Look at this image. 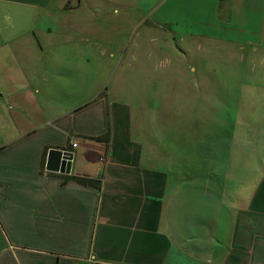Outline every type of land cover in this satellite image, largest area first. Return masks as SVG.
Masks as SVG:
<instances>
[{
    "label": "crops",
    "instance_id": "crops-1",
    "mask_svg": "<svg viewBox=\"0 0 264 264\" xmlns=\"http://www.w3.org/2000/svg\"><path fill=\"white\" fill-rule=\"evenodd\" d=\"M54 1L0 0V264H264V142L230 140L206 167L173 151L175 127L206 123L209 77L177 34L264 51V0L118 3L163 33L135 68L131 37L100 48L79 2ZM247 50L227 62L252 85L264 60ZM52 149L73 153L71 173L46 170Z\"/></svg>",
    "mask_w": 264,
    "mask_h": 264
},
{
    "label": "rangeland",
    "instance_id": "rangeland-1",
    "mask_svg": "<svg viewBox=\"0 0 264 264\" xmlns=\"http://www.w3.org/2000/svg\"><path fill=\"white\" fill-rule=\"evenodd\" d=\"M77 1L79 2L78 13L85 19L83 29L98 35L100 48L105 47L106 50L113 51L114 54L117 50L122 53L124 45H127L125 39L132 38L129 54L131 56L130 65H133V68H135V64L137 65L140 56L137 54V50L142 45L145 48L148 43L147 41L140 43V41L149 39L151 36L162 37L161 29L146 25L140 26L138 19L137 21L134 19L137 16L135 8L132 10L134 17L130 22H122V17L117 18L118 15L115 13L118 3L122 9H125L129 3L151 4L154 2L153 0H68L65 7L72 9V7H76ZM60 5L61 7L63 5L61 0H55L53 8L57 9ZM79 23L81 24V22ZM86 37L84 36L83 39ZM177 38L182 42L177 43L178 51L184 52L187 49L184 54H194L195 58L197 55H208L209 77L205 86L201 87L203 91H207L206 94L197 92V96L206 97V110L203 112L206 123L200 126L190 124L189 126L175 127L174 135L184 133V140H176L173 144V151L181 152L188 160L189 165L199 161V165L206 167L211 165L210 161H214L211 151H217L218 148L220 151L227 149L231 151L230 140L234 142V147L244 140L249 141L247 145L257 141L264 142V77L252 85L249 82L246 83L240 74L241 72L245 73L248 68L247 63L227 62L230 58L228 55L235 57L236 53L245 52L247 49L217 46L198 35H194L195 45L194 48H190L192 44L187 46L188 41L181 38L180 34H177ZM173 47L175 48L174 42ZM182 48L185 50L183 51ZM247 51L253 52L251 57L264 60L263 49ZM183 63L184 65L185 63L189 64L187 61ZM228 66L232 68V71ZM194 69L200 70L199 63L195 62ZM257 71L258 73L254 74L251 79L258 78L259 73L264 75V63ZM97 74L104 77L99 72ZM116 78L119 79V77ZM191 112L193 113V110ZM259 147L260 145L256 146V148ZM199 154L202 157L197 158Z\"/></svg>",
    "mask_w": 264,
    "mask_h": 264
},
{
    "label": "water",
    "instance_id": "water-1",
    "mask_svg": "<svg viewBox=\"0 0 264 264\" xmlns=\"http://www.w3.org/2000/svg\"><path fill=\"white\" fill-rule=\"evenodd\" d=\"M73 157L71 152L52 149L47 157L46 170L54 174H69Z\"/></svg>",
    "mask_w": 264,
    "mask_h": 264
},
{
    "label": "trees",
    "instance_id": "trees-1",
    "mask_svg": "<svg viewBox=\"0 0 264 264\" xmlns=\"http://www.w3.org/2000/svg\"><path fill=\"white\" fill-rule=\"evenodd\" d=\"M78 181H81L82 183L88 185V186H95L98 187L99 186V182L98 181H92V180H87L86 178H75Z\"/></svg>",
    "mask_w": 264,
    "mask_h": 264
},
{
    "label": "built area",
    "instance_id": "built-area-1",
    "mask_svg": "<svg viewBox=\"0 0 264 264\" xmlns=\"http://www.w3.org/2000/svg\"><path fill=\"white\" fill-rule=\"evenodd\" d=\"M77 146H78V143L77 142H74L73 145H72L73 149H76Z\"/></svg>",
    "mask_w": 264,
    "mask_h": 264
}]
</instances>
